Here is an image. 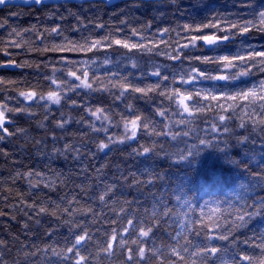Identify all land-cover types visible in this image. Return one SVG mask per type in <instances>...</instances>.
Returning <instances> with one entry per match:
<instances>
[{"label": "clouds", "instance_id": "9594fccd", "mask_svg": "<svg viewBox=\"0 0 264 264\" xmlns=\"http://www.w3.org/2000/svg\"><path fill=\"white\" fill-rule=\"evenodd\" d=\"M118 2L74 0L84 13L93 4L106 5L91 9L97 13L93 17ZM165 2L172 8L161 9L162 13L178 9L183 0ZM221 2L227 8L211 12L215 19L209 18L212 27L204 32H187L168 16L151 12L154 23L163 20L170 30L161 38L154 29H146L145 41L151 38L159 46L135 54L113 47L109 53L84 49V55L71 49L67 53L72 55H61L47 34L41 41L35 33H25L17 40L19 49L0 37V64L9 58L17 64L0 67V264H76L77 252L86 258L84 264H128L123 253L136 245H147L149 252L145 260L137 258L133 264H160L161 257L164 264H192L184 241L177 242L173 235L171 219L162 217L161 228L146 240L137 229L149 223L150 216L131 207L120 215L123 192L115 191L103 201L100 195L106 185L116 186L119 177L136 174L131 166L126 169L112 161L123 149H127L126 159L137 160L171 158L177 144L186 139H205L207 146L219 138L225 145L231 141L240 147L264 144V56L256 55L264 51V0ZM49 11L39 10L48 23ZM21 14L27 17L31 12L21 9ZM113 16L104 20L118 24ZM203 35L219 39H192ZM118 36L111 31L112 38ZM121 38L133 39L127 32ZM196 57L210 59L204 64L197 63ZM196 69L208 75L201 77ZM113 72L119 75L114 77ZM133 72L144 79L133 76L131 83L143 87L146 94L121 87ZM153 72L168 79L154 78ZM217 72L227 79L217 80ZM253 87L256 95L243 99ZM106 161L108 167L98 173ZM41 207L47 212L39 213ZM129 216L137 223L125 236ZM221 227L227 224L221 221ZM85 232L88 238L77 243ZM112 234L118 236L115 249L101 259L98 253ZM246 234L239 229L227 242L235 264H241L237 256L248 254ZM185 239L195 244L205 234ZM153 240L158 255L152 254ZM70 247L72 253L67 251ZM173 247L182 249L184 260L171 254Z\"/></svg>", "mask_w": 264, "mask_h": 264}, {"label": "snow or ice", "instance_id": "6c2138e0", "mask_svg": "<svg viewBox=\"0 0 264 264\" xmlns=\"http://www.w3.org/2000/svg\"><path fill=\"white\" fill-rule=\"evenodd\" d=\"M213 0H207L206 4H198V7L204 10L203 15L189 14V9L184 8L179 12V16L182 19H176V11L171 10L162 13L161 9H171L172 6L167 4L165 0H126V2L118 9L119 12L124 13L132 11L133 15H122L119 18V23H114L111 20L105 21L103 16L93 17L92 15H82L80 6L76 4H70L67 0L62 3L49 4L48 0H23V5L17 4V0H0V37L9 43L17 44L18 38H23L25 33H35L41 41H44L45 34H47L53 43L54 47H58L60 54L64 55L71 49H79L81 54L86 55L87 52H96L99 50L103 53H109L113 47L122 48L130 54L142 52L150 46L159 45L155 40L149 38L145 41V30L155 31V35L158 37H164L170 30L169 23L163 22L154 23L152 19H146L144 17L135 15V10L145 9L151 7L154 16L166 15L169 20L176 23L179 27H182L187 32H204L206 28L212 27L208 23L211 17V4ZM29 5L30 7H25ZM252 5H245V7H251ZM106 5L99 3L90 6L91 9L103 8ZM40 8H49L50 11L47 13V18L50 23L45 22L39 14ZM178 8H180L178 6ZM21 9L24 11H30L31 15L28 17H34L36 23H30L24 21V16L21 14ZM113 15H117L113 12ZM67 21V23H65ZM74 21V23L72 22ZM236 25H233L235 27ZM108 29L107 34L105 30ZM115 30L123 36L124 32L130 33L133 39H123L121 36L116 38L111 37V31ZM249 29H244V32ZM71 33L69 35L68 33ZM95 33V35H93ZM192 39H203L205 42L219 39L214 35H203L202 37L193 36ZM111 40V44H109ZM27 42V41H25ZM19 49L20 45L17 44ZM87 49V52L84 51ZM258 56H264V51L256 53ZM5 56H10V53L5 52ZM208 57H196L197 63L207 64L209 62ZM227 61V58H224ZM17 64L14 59L9 58L6 63L0 64V67H16ZM135 69V63L132 65ZM201 77L207 76L208 72L202 69H196ZM75 76L76 74L73 73ZM118 72H113V76H118ZM154 78L163 76L165 80L168 77L159 72H153L151 74ZM135 76V72L128 77V80L121 84V87L126 92H135L140 95H144L145 89L143 87L133 85L131 80ZM138 79H144L141 75ZM217 80H225L227 77L223 72H217L215 74ZM264 86V85H262ZM35 95V92L31 93ZM255 87L248 93L243 95V99L247 100L249 96H255ZM221 98V97H217ZM236 99L235 96L230 97ZM101 111L103 109H100ZM221 119H226L221 117ZM55 137H53L54 139ZM200 144L206 145L205 139L199 140ZM102 147H107L102 145ZM196 147V145H192ZM260 147L264 148V144ZM146 155H151L148 148H144ZM186 158V157H185ZM109 161L105 162L102 169L98 170V173H102L104 168H107ZM141 175H146L148 179L142 181L136 174L131 177L137 185H143L146 183H152L155 173L152 170L141 171ZM255 181L256 188H264V167L259 172L252 173ZM122 180H127V177L121 176ZM115 185H106V191L101 193L100 199L103 201L110 195L115 193ZM175 197L176 204L172 207L169 204L164 203V197L160 199H154L151 208L144 207L138 202L133 204L127 199L122 200V207L118 210L120 215H124L129 211L131 207L134 212H142L145 216H150V221L147 224H141L138 226L139 236L146 240L152 239L154 233L161 228V218L171 219L173 221L174 232L173 235L177 242L183 240L184 248L188 249V255L191 256L192 264H204L208 261V264H235V260H228L224 258L223 253L226 251L222 247L224 243H227L233 234L249 224V221L253 217L264 216V196H261L255 201H242L239 204L232 202L228 203L225 201L209 202L206 201L203 205L197 207L188 199H182L179 195H176L175 191L171 193ZM35 207V205H33ZM90 211V210H89ZM47 209L41 207L39 213H46ZM54 214V213H53ZM221 221L227 224V227H221ZM127 227L123 229V235L127 236L129 229L137 223V220L133 216H129L127 221ZM203 232L205 239L203 241H197L192 244L190 239H185L186 235L191 237H199V234ZM87 233L77 237V243L83 242L87 239ZM220 241V244L216 242ZM264 231L255 234L245 235V244L247 245L248 254L237 256L241 261V264H264ZM118 242V236L112 234L106 243L105 247L98 253L101 259L106 256H110L115 249ZM121 247L124 242L119 241ZM135 244V242H133ZM163 243V242H161ZM156 241L153 240L152 254L158 255L159 251L155 247ZM69 253L73 252V248H68ZM149 248L147 245H136V247H128L124 251L128 264H133L134 260L139 258L145 260ZM171 254L177 258L184 260L185 256L182 254V249L173 247ZM79 259L76 264H84L85 257L79 255ZM160 264H164V260L161 257Z\"/></svg>", "mask_w": 264, "mask_h": 264}, {"label": "trees", "instance_id": "16d2710c", "mask_svg": "<svg viewBox=\"0 0 264 264\" xmlns=\"http://www.w3.org/2000/svg\"><path fill=\"white\" fill-rule=\"evenodd\" d=\"M126 2V1H125ZM120 2L115 7L108 9L102 14L104 19L108 15L116 12L114 19H119L122 15H133L132 11L121 13L118 9L125 3ZM202 0H183L180 8L175 9L176 19H182L179 12L184 8L189 9V14L203 15L204 10L198 7ZM71 4V3H70ZM75 4V3H74ZM217 8L226 9L227 4L221 0H213L210 11ZM171 11V10H170ZM151 7L135 10V15L150 19ZM82 15L95 16V10ZM39 15V14H37ZM24 21L36 23L34 17H24ZM74 23V21H72ZM67 23V21L65 22ZM64 55H72L65 53ZM10 71H15L14 69ZM138 77L139 73H135ZM196 145V147H192ZM127 149L117 151L111 159L119 162L124 168H129L136 172V175L146 181L148 177L141 175V171L152 170L156 175L152 183L137 185L131 176L127 180L120 177L115 181L117 193L123 192L119 198L136 204L137 202L151 208L154 199L164 197V203L170 207L176 204L175 197L171 195L175 191L182 199L190 200L194 206H201L206 201H225L239 204L242 201H255L264 196V188H256L252 173L259 172L264 167V148L256 145L243 147L238 146L234 141L225 145L224 138L213 141L212 146L202 145L199 140H187L177 144L173 157L161 156L157 159H137L125 158L123 154ZM186 157V158H185ZM247 166L246 168L244 166ZM140 170V171H137ZM131 184V187L128 185ZM237 189V193L229 191ZM247 234H255L264 231V216L253 217L248 225L240 229ZM220 244V241L216 242ZM226 251L224 258L232 260V249L227 243L222 245Z\"/></svg>", "mask_w": 264, "mask_h": 264}, {"label": "water", "instance_id": "95a60500", "mask_svg": "<svg viewBox=\"0 0 264 264\" xmlns=\"http://www.w3.org/2000/svg\"><path fill=\"white\" fill-rule=\"evenodd\" d=\"M125 1H126V0H119L118 3H120V2H125ZM62 2H64V0H51V3H52V4L62 3ZM67 2H68V3H71V4H74V0H67ZM17 4H19V5H21V6H24V5H23V0H17ZM11 70H13V69H11Z\"/></svg>", "mask_w": 264, "mask_h": 264}, {"label": "rangeland", "instance_id": "374dc122", "mask_svg": "<svg viewBox=\"0 0 264 264\" xmlns=\"http://www.w3.org/2000/svg\"><path fill=\"white\" fill-rule=\"evenodd\" d=\"M229 191L233 192V194L237 193V189L236 188H233V189H231Z\"/></svg>", "mask_w": 264, "mask_h": 264}]
</instances>
